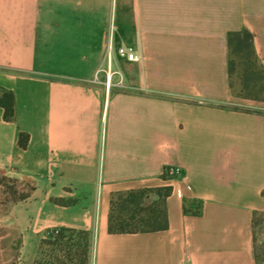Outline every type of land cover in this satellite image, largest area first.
<instances>
[{"label":"crops","instance_id":"crops-1","mask_svg":"<svg viewBox=\"0 0 264 264\" xmlns=\"http://www.w3.org/2000/svg\"><path fill=\"white\" fill-rule=\"evenodd\" d=\"M242 28L264 66V0H0V173L30 191L1 236L18 264L55 228L90 233L89 264H256L264 101L231 91ZM165 185L166 228L108 232L114 191Z\"/></svg>","mask_w":264,"mask_h":264},{"label":"trees","instance_id":"trees-1","mask_svg":"<svg viewBox=\"0 0 264 264\" xmlns=\"http://www.w3.org/2000/svg\"><path fill=\"white\" fill-rule=\"evenodd\" d=\"M229 58L228 71L231 81L232 94L238 97L264 101V66L256 52L254 35L248 28L231 30L227 34ZM239 77L240 88L235 93L233 91V75ZM0 107L4 109V118L13 120L15 118V97L12 90L0 86ZM28 134L20 133L19 142L26 145ZM167 167L164 176H168ZM12 184L6 189L5 181ZM0 187H4V192L11 196V200H20L28 194L18 195L15 179L0 175ZM171 192V186L141 187L125 191H114L110 199V210L108 215V232L110 233H134L164 229L168 226V216L166 210V197ZM155 193L157 198L147 202L149 194ZM55 202L64 204L61 198H55ZM264 223V211L256 210L252 215V232L254 257L256 264H264V240H258V228ZM76 231V229L60 230L53 239H46L48 243L60 245V249L65 250L67 255H71L74 245L82 247L81 243H73V246L63 248V238H67L69 244L71 237L66 235V231ZM84 242L83 252L89 253L91 246L90 233L86 230H77ZM45 241V240H44ZM76 248V250H77ZM56 261L60 258L55 257Z\"/></svg>","mask_w":264,"mask_h":264},{"label":"rangeland","instance_id":"rangeland-1","mask_svg":"<svg viewBox=\"0 0 264 264\" xmlns=\"http://www.w3.org/2000/svg\"><path fill=\"white\" fill-rule=\"evenodd\" d=\"M233 91L236 93L238 89L240 88L239 85V77L236 75H233ZM259 101V100H258ZM253 107V106H252ZM0 175H3L0 173ZM12 184L11 181L7 180L5 181L4 186L6 189ZM17 186V182H16ZM3 187V188H4ZM0 187V264H18L19 263V250H13L10 248L8 244H6L5 239L1 238L2 235L6 234L8 231L13 233L14 229L4 226L5 220H7L11 215L16 216V212L9 211L8 209V201L11 199V196L8 193L4 192V189ZM18 195L22 194H29L30 191L27 187L24 189L18 188ZM157 198V195L155 193L149 194L147 198V202H151L153 199ZM57 234L48 233L42 240L38 249V253L36 255V258L34 260L33 264H89V255H90V248L89 253L87 254L86 251L83 252L84 248V242L85 239L82 238L79 231L71 232L70 230L66 231V235L71 237V240L69 244L66 243L67 238H63L62 247L65 248L66 246L69 247L73 246V243H81L82 247H78L74 245L71 250V255H67L65 250L60 249V245L51 244L46 241V239H53ZM258 240L260 241L264 240V223L261 224L258 228ZM45 240V241H44ZM77 248V250H76ZM59 257L60 260L56 261L55 257ZM9 259V260H7ZM8 261V262H7Z\"/></svg>","mask_w":264,"mask_h":264},{"label":"built area","instance_id":"built-area-1","mask_svg":"<svg viewBox=\"0 0 264 264\" xmlns=\"http://www.w3.org/2000/svg\"><path fill=\"white\" fill-rule=\"evenodd\" d=\"M110 44L108 45V50L110 49ZM118 53L122 56H125L127 57L128 59H131V60H137L138 59V56L136 55L134 49L130 46H124V45H121L118 47L117 49ZM60 232V229L58 228H55L53 229L50 233L52 234H57Z\"/></svg>","mask_w":264,"mask_h":264}]
</instances>
